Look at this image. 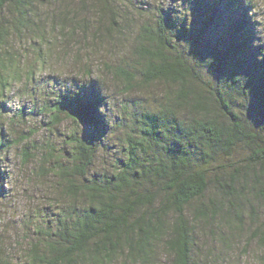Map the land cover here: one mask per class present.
Masks as SVG:
<instances>
[{"label": "clouds", "instance_id": "clouds-1", "mask_svg": "<svg viewBox=\"0 0 264 264\" xmlns=\"http://www.w3.org/2000/svg\"><path fill=\"white\" fill-rule=\"evenodd\" d=\"M235 2L255 64L264 65V0ZM165 14L176 41L215 79L213 58L192 56L191 43L177 39L191 27V0H4L0 264H264V124L249 116L247 75L232 76L247 93L239 124L207 83L185 79L175 88L146 83L139 93L156 141L135 146L130 131L110 134L122 95L113 73ZM105 18L116 28L105 29ZM90 87L97 132L76 103ZM54 103L78 117L66 135L84 143L71 159L40 127ZM177 147L188 161L179 173L165 155Z\"/></svg>", "mask_w": 264, "mask_h": 264}, {"label": "trees", "instance_id": "trees-1", "mask_svg": "<svg viewBox=\"0 0 264 264\" xmlns=\"http://www.w3.org/2000/svg\"><path fill=\"white\" fill-rule=\"evenodd\" d=\"M192 1L191 7L194 9V14L197 13L200 16L192 19L189 30L184 31L182 28L177 39H185L191 43L192 56L200 60L205 57L213 58L214 62L208 67V71L216 77L215 79L209 76L204 64L188 55L186 45L176 41L171 30L167 28V26H173L172 18H169L167 14H165V21L161 17L157 23L154 35L142 38L141 42L132 48L133 63L137 65L134 67L127 63L118 65L113 73V79L123 81L124 88L128 90H143L146 83L152 85L165 82L167 88H175L182 87L185 79H189V82L193 84L205 82L222 108L227 109L235 117L234 123L239 124L247 93L244 82L239 77L232 78V76L244 74L249 78L246 87L251 88L249 116L255 123L264 124V65L255 64L254 54L249 50V27L245 17L239 11L235 0ZM14 2L23 7L26 0H14ZM3 3L4 0H0V13L3 11ZM198 17L200 19H196ZM116 26V20H112L109 24L108 18H105L103 23L105 29H115ZM97 102L94 87L86 89L80 100L76 102L81 119L91 127L93 132L101 128L94 113V105ZM236 104L242 107H234ZM47 111L53 114L50 116L56 124L66 118L72 121L78 120V117L61 110L58 103L50 105ZM127 112L131 114L129 122L123 118L126 113L125 107L116 113H111L115 117V119H109L111 135H116L118 130L123 134L130 131L138 137L133 141L135 146H140L141 140L149 144L157 140V137L153 135L150 122L138 111V108ZM76 143L84 142L82 138L78 141L74 140L69 134L64 144L58 149L52 143L51 146L58 156L71 159L73 145ZM178 150L177 147L171 155L165 154L177 173L183 171L188 163L184 156L177 154ZM199 163H206V158H202ZM132 176L133 179L136 178L135 173Z\"/></svg>", "mask_w": 264, "mask_h": 264}, {"label": "rangeland", "instance_id": "rangeland-1", "mask_svg": "<svg viewBox=\"0 0 264 264\" xmlns=\"http://www.w3.org/2000/svg\"><path fill=\"white\" fill-rule=\"evenodd\" d=\"M191 3H193L192 0H191ZM141 11H144V10L141 9ZM197 16H200V15L197 13L194 14V9H192V19L197 17ZM188 19H190V17H188ZM196 19H200V17H198ZM133 58H134V55H132V52H131V55L126 57V60L130 61V63H127V64L137 65V64L133 63ZM97 68L99 69L100 66L97 65ZM113 83L115 86H117L121 90L122 95L120 97L119 104L114 105L111 113H116L117 111H120L121 109H123L125 107L126 113H125L124 117L123 116H121V117H123L126 122H129V119L131 118V114H129L127 111H131V110L133 111L137 108L139 109L140 105L137 103V101L142 99V97L139 95V93L143 90L125 89L124 88L125 87L124 82L120 81V80L113 79ZM151 86L154 88H167V84L165 82H157V83L152 84ZM29 111H31V109ZM42 115L45 116V119L41 123L40 127L43 129H48L49 139L51 140V143L54 144L55 147L58 149L60 145L64 144L66 136L69 135V134L66 135V132L70 133L72 131V128H71L72 120L70 118H68V119L66 118L61 123L56 124V123H53L50 115H47L44 112H42ZM23 119L30 120L31 117H24ZM88 126L89 125H86V128ZM5 131L6 132L8 131L7 128H5ZM92 132H93V130H92ZM117 132L118 133H116V135L123 134L122 132H120V130H118ZM110 134H112V133H110ZM86 135H87V132H86ZM23 139L28 140V139H30V137L28 135H24ZM12 142L15 143V140H13ZM38 143H39V141L33 140L32 147H35L36 144H38Z\"/></svg>", "mask_w": 264, "mask_h": 264}]
</instances>
